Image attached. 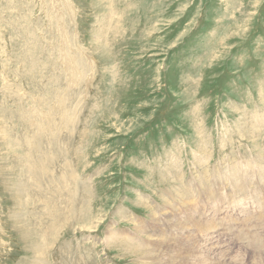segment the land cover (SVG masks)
Segmentation results:
<instances>
[{"label": "rangeland", "instance_id": "374dc122", "mask_svg": "<svg viewBox=\"0 0 264 264\" xmlns=\"http://www.w3.org/2000/svg\"><path fill=\"white\" fill-rule=\"evenodd\" d=\"M263 214L264 0H0V264H264Z\"/></svg>", "mask_w": 264, "mask_h": 264}, {"label": "bare ground", "instance_id": "6f19581e", "mask_svg": "<svg viewBox=\"0 0 264 264\" xmlns=\"http://www.w3.org/2000/svg\"><path fill=\"white\" fill-rule=\"evenodd\" d=\"M263 160V159H262ZM228 163V162H227ZM261 164V163H260ZM246 166V165H245ZM251 170V169H250ZM248 172V171H247ZM254 174V173H253ZM252 177V176H251ZM259 181V180H258ZM237 184V183H236ZM200 186H201V184H200ZM247 187V186H246ZM241 188V187H240ZM245 188V187H244ZM204 192V191H203ZM214 193V192H213ZM244 193V192H243ZM212 194V193H211ZM228 194V193H227ZM242 194V193H241ZM205 195V194H204ZM247 195V194H246ZM208 198V197H207ZM217 198H220V197H217ZM225 198V197H224ZM217 201V200H216ZM223 202H225V201H223ZM205 203H207V202H205ZM210 204V203H209ZM202 205V204H201ZM204 205V204H203ZM257 206V205H256ZM203 207V206H202ZM202 209H204V208H202ZM202 212V211H201ZM264 215V214H263ZM260 219V218H259ZM204 228H205V226H204ZM128 238L127 239H129V236H127ZM180 246V245H179ZM183 249V248H182ZM199 249V248H198ZM180 250V249H179ZM184 250L185 251H183V253H187V252H189V251H195L196 249L194 248V246H186V247H184ZM177 251V250H176ZM180 252V251H179ZM178 252V253H179ZM193 253V252H192ZM178 257H179V255H178ZM180 258V257H179ZM183 259V258H182ZM183 261H185V262H187L188 263V261H187V259H183ZM176 264H181V263H179V262H176Z\"/></svg>", "mask_w": 264, "mask_h": 264}]
</instances>
